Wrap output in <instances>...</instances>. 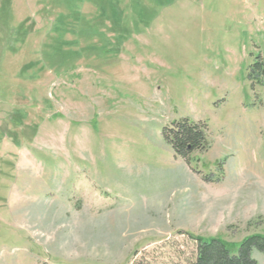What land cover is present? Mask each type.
<instances>
[{
    "label": "rangeland",
    "instance_id": "rangeland-1",
    "mask_svg": "<svg viewBox=\"0 0 264 264\" xmlns=\"http://www.w3.org/2000/svg\"><path fill=\"white\" fill-rule=\"evenodd\" d=\"M264 0H0V264H193L264 235ZM207 147L166 140L182 119ZM252 257L264 264V253Z\"/></svg>",
    "mask_w": 264,
    "mask_h": 264
},
{
    "label": "trees",
    "instance_id": "trees-1",
    "mask_svg": "<svg viewBox=\"0 0 264 264\" xmlns=\"http://www.w3.org/2000/svg\"><path fill=\"white\" fill-rule=\"evenodd\" d=\"M251 76L255 79L264 78V57L259 56L254 61ZM203 129L202 123L184 118L175 123L173 128L165 129L164 133L175 155L187 159L190 152L204 150L207 147ZM191 237L197 241V255L193 264H258L251 255L252 250L264 253V235L260 234L245 237L239 243L236 253L231 252L223 240Z\"/></svg>",
    "mask_w": 264,
    "mask_h": 264
}]
</instances>
